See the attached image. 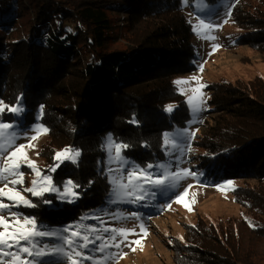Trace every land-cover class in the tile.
<instances>
[{
	"label": "trees",
	"instance_id": "16d2710c",
	"mask_svg": "<svg viewBox=\"0 0 264 264\" xmlns=\"http://www.w3.org/2000/svg\"><path fill=\"white\" fill-rule=\"evenodd\" d=\"M30 1L33 7L28 11L22 0H0L2 30L16 31L12 18L17 10L28 16L33 12L34 24L38 25H31L27 36L0 35V99L13 104L22 97L26 108L23 127L35 120L43 105L40 122L50 130L51 147L62 138V146L81 152L78 164L66 161L53 173L54 180L56 176H70L80 185L75 189L79 195L74 203H54L53 209L47 210L60 217V221L54 220L56 231L71 222L98 217L111 204L112 185L107 177V190L100 195L98 205L89 208L82 204L88 189L94 191L96 184L93 176H82L83 164L89 157L92 159L88 153L94 151L95 145L104 153L102 146L109 134L115 142L129 146L122 155L137 166L166 161L163 134L184 126L190 118V109L172 79L177 73L195 68L193 31L181 13V0H139L136 5L133 0ZM248 1L257 2L253 7H243ZM123 8L127 23L124 38L132 45L109 48L106 42L111 20L106 10L118 12ZM231 15L245 29L243 43L264 55V0H237ZM73 66L79 68L78 82H71L64 92H37L44 86L43 75L56 73L58 84H64ZM55 98L69 107L59 113L62 119L50 116L51 110H59L56 103L47 107L48 101ZM170 102L175 104L174 111L168 113L165 107ZM210 103V112L216 114L214 124L207 126L203 136L196 134L192 142L203 149L200 161L205 162L199 167L217 181L237 176L255 179V185L238 186L232 191L235 201L245 206L252 217L239 216L225 224L187 226L191 227L187 240L172 243L174 262L264 264V77L213 84ZM3 116L13 119L11 113ZM133 119L136 123H132ZM64 125L66 129H62ZM87 136H95L90 145L81 140L86 142ZM199 137H203L201 146ZM41 150L49 159L48 140ZM99 168L100 165L95 167V172ZM71 170L72 174L67 175ZM222 232H231L238 238L248 232V240L236 246L238 238L233 243Z\"/></svg>",
	"mask_w": 264,
	"mask_h": 264
},
{
	"label": "rangeland",
	"instance_id": "374dc122",
	"mask_svg": "<svg viewBox=\"0 0 264 264\" xmlns=\"http://www.w3.org/2000/svg\"><path fill=\"white\" fill-rule=\"evenodd\" d=\"M39 1V0H38ZM135 5L139 0H133ZM237 2V0H204L203 5L201 4V0H193L190 3L183 4L181 0V13L186 17L187 21L190 22L191 27L193 24H197L199 18L205 19L206 22H210L213 25H222V27H214L211 32L205 30L202 35L198 36L193 31V36L191 39L192 45L194 46V60L195 68L191 69L187 72L177 73L172 82L181 79L188 80L189 83L182 84L180 86H175L178 92L180 89H184L183 97L186 101L188 96L193 95L192 89L198 87L197 81H193L190 78L196 76L199 78V83L207 85L206 88L202 89L204 94V99L206 100L205 110L201 111L196 119V122H193V116L189 112L190 118L186 121L184 126H181L173 131H169L166 133H178L184 129H188L189 131H196V134L200 133V135H204L207 131V126L214 124V115L210 112L213 109L212 104L210 103L211 97V88L213 84H219V82H229L231 84L239 81V82H247L248 80H253L256 77H264V55L261 51L256 48L250 46L248 43H243L242 35L245 33V29L241 28L235 18L231 15L230 17L226 15L229 8L232 9V6ZM257 2V1H256ZM254 1L244 3L243 7H253L255 5ZM22 3L28 11L33 7V4L30 0H22ZM39 5V3H38ZM202 9V10H201ZM17 10V9H16ZM125 8L121 11L115 12L111 10H106L107 16L111 20V29L107 32V46L109 48H123L128 45H132L124 38V33L127 29L126 23V13ZM18 11V10H17ZM15 13L12 18V23L17 27L16 31L2 30L0 28V35L2 37L7 36L8 38L16 35L27 36L29 29L31 27L38 26L34 24L35 21L32 18L33 12H31L30 16L26 13L20 12V10ZM32 19V22H31ZM228 20L227 23H224V20ZM49 23V22H48ZM50 24V23H49ZM52 24V23H51ZM33 25V26H31ZM31 26V27H30ZM204 35L214 36V40H208L203 38ZM241 37V38H240ZM219 45L218 49L213 51L212 45ZM203 66V71L201 72L200 66ZM79 68L78 66H73L69 70L67 79L64 84H61L57 75L50 74L49 77L43 75L44 86L42 89L38 90L44 92L52 89H61L63 92L66 90L68 85L71 82H78L79 78H77ZM61 75V74H60ZM174 84V83H173ZM65 99V98H64ZM6 106H15L17 102L13 104H7L3 100L0 99ZM60 99H54V101H48L49 106L48 109L54 107L55 103L59 110H51V117H55L57 119H62L61 112L63 109H68L67 105L62 106ZM23 108L26 110L23 100L21 101ZM168 105L174 107V103L170 102ZM167 105V106H168ZM96 106V105H95ZM90 107V106H89ZM90 111L96 110V107H92ZM25 112V111H24ZM24 112L20 116H14L13 119H7L4 116H0V122H10L15 125L13 131L20 133L19 139H17L16 143H27V139L25 134L32 135L31 128L34 125L42 124L40 122L41 112L40 108L35 116V120L26 127L21 126L23 123V115ZM60 113V114H59ZM81 122V120H80ZM46 127V126H45ZM62 126V129H66ZM47 128V127H46ZM58 128V127H57ZM62 132V130L59 129ZM49 135H41L37 141H34L35 144L34 149H28L27 155L28 157L35 162L38 169L42 170L44 174H50L53 177V173H48V168L54 165L53 156L56 151L62 150L65 146H62L61 140L59 138L57 140V144L51 147V142L49 141ZM95 136H87L86 142L84 139L81 140L86 145H90L93 142ZM48 140V149H49V159L44 157L41 154L42 146ZM203 137H199V145L201 146V142ZM193 140L191 141V146L193 148L192 152H187L183 155H180L179 152H174L173 155L168 156L165 155V149L163 155L166 157V161L163 163L168 167L169 171H176L178 169L187 168L195 173H197L196 178H186L183 181H180L179 186L175 189L173 188H164L157 191L156 196L153 198L151 196L146 197L144 201L140 203H128V202H114L116 200L115 196L112 194V201L108 208L104 211L102 215L98 217H94L93 219H84L83 221L75 222L72 225H81L82 229L86 228H95L101 230L103 228H125L129 230H133L137 234H130L127 237V240L120 245L119 248L109 247L106 248L103 252H91L90 250L96 245H89L90 254L96 259L101 261V264H112V261H105L104 257L109 256L112 253H126L122 258H119L116 261V264H175L172 248V243L175 241H179L184 243L187 240L189 234V229L187 226L192 224L196 225V223H211L214 222L216 224H225V222L232 220H236L237 218H250L251 212L247 210V208L243 205H240L235 201V198L232 194L231 188H236L238 186H252L256 184V180L249 177L237 176V178H227L223 181H217L213 179V176L207 175L199 165L204 163L205 161H200L201 154L203 149H201L198 145H194ZM186 146L188 141H183ZM162 144V140H161ZM97 145L94 146V151L89 152L88 158L89 161H85L83 164L84 169L82 168V176H93L95 181L94 191L89 188L85 194L84 201L82 204L88 205L89 208H93L98 205L97 202L100 198V195H105V191L107 190L106 181H108V177H115L120 179L121 182L126 183L127 171L130 170L131 167L137 166L134 161L127 159V164L121 165L117 161L109 162L108 155L109 153L104 149V153H100L101 147ZM77 149V148H74ZM12 149L9 148L8 151ZM39 153V155H37ZM114 150L112 151V155H114ZM162 154V153H161ZM6 155V153H5ZM177 157H179V163L177 161ZM92 160V161H91ZM100 168L95 172V167ZM94 167V168H93ZM141 167V166H140ZM111 169L112 171H109ZM21 171L24 173V184L22 186L17 185L16 187L21 190L22 195L26 196L28 199L32 201L36 207H13L8 210H5V215L7 218L8 212H17L21 214V216H29L38 222V225L43 226L44 230L54 231V220H57L60 217L55 216L52 213L47 212L48 209H53L55 206L54 203L63 204L68 203L66 201H62L57 198L55 193H45L43 198L33 197L30 193L23 192L22 188L31 187V181L34 178V174L32 171L26 166L22 167ZM154 174H160L162 169L153 168L151 169ZM68 174H72V170L66 172ZM90 173V174H88ZM104 174L102 178L101 175ZM57 179L54 180V184L62 190L63 182L72 179L62 178L61 176H56ZM107 177V179H105ZM226 181H233V184L229 186L228 189L217 190L215 185L224 184ZM188 184H192L193 187L189 189V196L186 198L185 203H189L191 205L192 211L187 210L183 204L173 202L174 196L176 193L183 190ZM203 185V186H202ZM2 186V183H0ZM11 186V185H10ZM147 187V186H145ZM77 192V190H75ZM149 191H156L155 189H149ZM195 192V197H192L191 193ZM102 193V194H101ZM101 196V198H102ZM44 199L50 200L51 203L45 204L43 202ZM4 203L11 204L12 202L7 200L6 198L3 201ZM70 204V203H69ZM170 205V207H166ZM87 209V208H86ZM137 213V217H132L131 213ZM62 218L64 217L61 215ZM72 223V222H71ZM70 223V225H71ZM143 225L147 230V235L140 231L139 225ZM192 225V226H194ZM202 225V224H200ZM231 227V226H230ZM57 229L56 231H59ZM187 230V231H186ZM55 232V231H54ZM82 234L89 235L90 239H94L95 236L99 235L102 238H109L114 233L112 232H104V231H96V232H83ZM248 232H243V235L236 236L231 232L226 233L224 235L225 239L234 243L238 238L239 243L236 246L245 245L248 238ZM143 237V239H141ZM180 237L183 239L181 240ZM39 241L38 246H43L45 244L52 246L59 243V241L55 237H44V238H36ZM137 239H141V244L136 245L132 244L130 247L125 246L130 241H134ZM121 240L120 237H117V242ZM171 241V243H169ZM102 240H97L96 244L102 243ZM263 245V243L261 244ZM135 248V251L132 250ZM11 250V249H10ZM264 252V250H262ZM49 259V258H46ZM54 264H62V262L58 259H54ZM84 264H91L90 261H85Z\"/></svg>",
	"mask_w": 264,
	"mask_h": 264
},
{
	"label": "snow or ice",
	"instance_id": "6c2138e0",
	"mask_svg": "<svg viewBox=\"0 0 264 264\" xmlns=\"http://www.w3.org/2000/svg\"><path fill=\"white\" fill-rule=\"evenodd\" d=\"M191 0H182L183 4L190 3ZM204 0H201L203 5ZM202 10V9H201ZM227 16H231V8L226 13ZM228 20H224L227 23ZM216 27H222V25H213L210 22H206L205 19L199 18L197 24L192 25L193 31L198 35L207 30H211ZM205 39L214 40L215 37L211 35H204ZM219 45L213 44V51L217 50ZM203 71V66L199 69ZM193 81H197L198 87L193 88V95L188 96L186 103L190 109V113L193 116V122H196L197 115L205 110L206 100L202 89L207 85L199 83V78L193 76L190 78ZM174 85L180 86L182 84L189 83L188 80L178 79L173 82ZM184 89H180V93L183 94ZM22 97L17 98L15 106H6L0 101V116L6 113H11L14 116H20L25 109L22 106ZM165 111L171 113L174 111L173 106L168 105L165 107ZM41 115L43 114V105L40 106ZM40 117H38L39 119ZM132 123H136L133 119ZM15 125L10 122H0V264H54V259H58L62 264H84L85 261H90L91 264H101V261L96 259L90 254L91 252H103L106 248L115 247L119 248L122 243L127 240L128 235L137 234L133 230L125 228H103L101 230L95 228L82 229V226L69 225L60 229L59 231L44 230L43 226L38 225L36 219L29 216H21L17 212H8L7 218L5 210L13 207H36L30 199L22 195L20 189L16 186H22L24 184V173L21 171L22 167L26 166L34 174V178L31 181V187L22 188L23 192L30 193L33 197L43 198L45 193H55L57 198L66 201L68 203H74L78 198V193L75 189L80 185L68 179L63 182L62 190L58 188L54 182L53 177L50 174H44V172L36 166L28 155V149H34V141H37L41 135H46L50 131L42 124L34 125L31 128L32 135L25 134L27 143L17 144L16 141L20 137V133L13 131ZM196 131L198 129L189 131L184 129L178 133H164L162 136V147L166 150L165 155L171 156L174 152H179L183 155L185 151L192 152L191 141L196 137ZM187 140L188 143L185 146L183 141ZM108 153L109 162L117 161L121 165L127 164L128 161L122 155L123 151L129 146L122 143H117L113 140L112 136L106 138L104 145L102 146ZM11 148V151L8 149ZM114 150V155L112 151ZM6 153V155H5ZM39 155V153H37ZM81 152L79 149H74L71 146H66L62 150L55 152L53 166L48 168V173H55L57 169L66 161L72 164H78ZM179 163V157H177ZM153 168L162 169L160 174H154L150 171ZM109 171H112L109 169ZM197 173L184 168L176 171H169L168 167L164 164H151L146 167L133 166L127 171V182L123 183L120 179L109 176V184L112 185V193L116 200L114 202H128V203H140L144 201L146 197H155L157 191L164 188H177L180 181L186 178H196ZM91 184V181L89 182ZM233 184V181H226L224 184L215 185L217 190L228 189ZM11 185V186H10ZM147 186V187H145ZM203 186V185H202ZM193 187L192 184H188L182 191L178 192L174 196L173 202L181 203L183 206L192 211L191 205L185 203L186 198L189 196V189ZM149 189H155L156 191H149ZM235 191V188H231ZM192 197H195L196 193H191ZM11 201L12 203H4V199ZM45 204L51 203L50 200L44 199ZM166 207H170L167 205ZM132 217H137V213H131ZM251 226V224H250ZM140 231L147 235V230L141 224L139 225ZM83 232H112L109 238H102L97 235L94 239H90L89 235L82 234ZM55 237L59 243L49 246L47 244L38 246L39 241L36 238ZM117 237L121 240L117 242ZM143 239V237H141ZM141 239L128 242L125 246L130 247L132 244L140 245ZM182 240L183 238L180 237ZM97 240H102L100 244H96ZM171 243V241H169ZM96 245V247L89 250V245ZM11 249V250H10ZM135 251V248H132ZM126 253H112L107 257H104L105 261H112V264H116L119 258H122ZM49 258V259H46Z\"/></svg>",
	"mask_w": 264,
	"mask_h": 264
}]
</instances>
